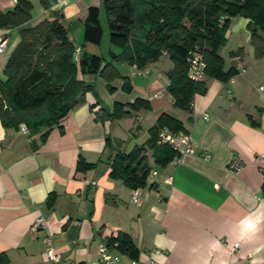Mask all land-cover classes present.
Returning a JSON list of instances; mask_svg holds the SVG:
<instances>
[{
  "label": "crops",
  "instance_id": "obj_1",
  "mask_svg": "<svg viewBox=\"0 0 264 264\" xmlns=\"http://www.w3.org/2000/svg\"><path fill=\"white\" fill-rule=\"evenodd\" d=\"M29 1L26 23L0 27V36L8 39L0 53V80L6 79L3 70L20 40L19 29L56 16L72 45L80 48L79 59L83 54L101 57V66L109 62L119 77L107 81L98 73H81L73 57L77 73L68 86L81 80L86 88L73 96L67 114L45 139L40 137L45 127L29 134L0 123L2 264H47L48 233L54 264H100L99 244L117 233H125L137 252L130 258L114 243L113 253L125 264L147 261L154 248L159 264H264V56H254L248 18H229L225 45L217 51L224 70L233 67L237 74L225 82L205 76V91L194 94L188 112L173 105L167 90L173 67L167 51L145 63L140 57L136 63L113 58L124 49L109 39L103 0ZM15 4L0 0V13ZM90 8L97 9V39L85 35ZM136 99L147 101L149 108L127 107ZM115 104L125 105L127 113L109 118ZM162 113L181 122L193 148L192 153H174L165 164L155 162L154 149L147 145L149 129ZM140 145L146 146L148 174L143 186L131 188L111 176V163L116 152ZM233 159L240 161L239 171L228 167ZM133 190L138 204L131 201ZM38 216L46 219L47 230L33 232Z\"/></svg>",
  "mask_w": 264,
  "mask_h": 264
},
{
  "label": "trees",
  "instance_id": "obj_2",
  "mask_svg": "<svg viewBox=\"0 0 264 264\" xmlns=\"http://www.w3.org/2000/svg\"><path fill=\"white\" fill-rule=\"evenodd\" d=\"M102 3L108 19L109 39L124 49L123 55H113V58L125 57L129 63H136L140 57L145 63L167 51L173 63L167 73V90L173 105L188 112L192 109L194 94L205 91L203 81L193 82L187 77L185 58L190 49L198 47L202 52L206 76L225 82L237 74L233 67L224 70L223 58L217 53L226 42L230 17L248 18L246 27L254 56H264V0H103ZM31 8L29 0H16L12 10L0 13V27L13 28L26 23L31 18ZM220 16L225 17L222 24L218 22ZM88 34L95 39L101 36L96 8L89 9L85 20V35ZM19 36L3 70L6 79L0 80V123L14 129L23 123L29 134L45 127L46 131L40 135L43 140L65 117L73 96L86 85L75 80L72 89L68 86L77 73V65L73 59L74 46L59 16L22 27ZM102 61L101 57L83 54L78 67L81 73H98L107 81L119 77L109 62L101 66ZM124 106L115 104L107 116L125 115ZM127 107L148 109L149 103L136 99ZM163 127L173 132L183 129L181 122L167 113L160 114L150 127L147 145L154 149L155 162L161 164L175 153L167 145L156 144ZM145 147L134 146L128 153L116 152L111 176L121 178L131 188L143 186L148 174V168L143 166ZM114 243L119 252L136 258V249L125 233L108 238L106 246L112 248ZM5 261L6 258L0 256V264Z\"/></svg>",
  "mask_w": 264,
  "mask_h": 264
},
{
  "label": "built area",
  "instance_id": "obj_3",
  "mask_svg": "<svg viewBox=\"0 0 264 264\" xmlns=\"http://www.w3.org/2000/svg\"><path fill=\"white\" fill-rule=\"evenodd\" d=\"M57 5H61L63 3V0H55ZM225 17L220 16L218 19L219 24H222ZM8 45V39L6 36H0V53H3ZM80 48L74 47L73 57L75 61H78L79 55H80ZM185 62L187 65V77L193 81V82H202L206 76L205 74V62L203 59L202 52L198 47L194 49H190L186 55ZM263 87H260V91H263ZM20 129L23 132H26L27 129L24 124L19 125ZM157 145H167L170 147L175 153L178 155L181 154H187L192 153V139L189 133L184 131H177L173 132L165 127L161 128L158 132L157 139H156ZM205 159L209 158L208 154L204 155ZM228 167L233 171H239L241 169V163L238 159H233L231 162H229ZM131 201L134 204L139 203V196L138 191L133 190L131 194ZM45 229L47 230V221L43 216H38L34 219L31 230L33 232L37 231L38 229ZM45 253L47 260L49 262H54L57 260V256L54 252V247L52 245V239L51 235L48 233L45 238ZM149 259L147 261H138V260H131L128 264H159L154 258L153 255L159 254L158 249H151L149 251ZM97 256L98 261L100 264H125L121 257L114 254L112 249L106 246V244H99L97 248Z\"/></svg>",
  "mask_w": 264,
  "mask_h": 264
},
{
  "label": "rangeland",
  "instance_id": "obj_4",
  "mask_svg": "<svg viewBox=\"0 0 264 264\" xmlns=\"http://www.w3.org/2000/svg\"><path fill=\"white\" fill-rule=\"evenodd\" d=\"M238 17H240V16H238ZM106 19H105V24H106ZM114 46H118V45H116L115 43H112ZM225 45V44H224ZM120 47V46H119ZM113 56V55H112Z\"/></svg>",
  "mask_w": 264,
  "mask_h": 264
}]
</instances>
